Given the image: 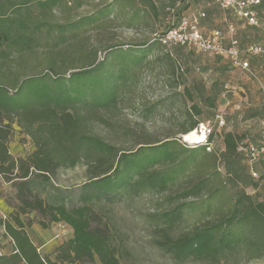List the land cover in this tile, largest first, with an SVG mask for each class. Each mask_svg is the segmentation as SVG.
<instances>
[{"label": "rangeland", "instance_id": "obj_1", "mask_svg": "<svg viewBox=\"0 0 264 264\" xmlns=\"http://www.w3.org/2000/svg\"><path fill=\"white\" fill-rule=\"evenodd\" d=\"M150 1L56 0L50 5L40 0H0V13L8 14L5 25L11 23L12 34L29 37L28 45L1 43L7 55L0 59V73L11 72L12 82L13 78L20 80L46 72L68 77L71 71L91 68L106 56L114 72L125 73L118 80L113 103L103 107L78 103L72 109L83 119L84 133L99 137L112 151L85 146L74 166L59 168L52 183L63 194L87 180L91 166L101 157L111 163L120 152L167 139L175 142L176 155L153 167L171 171L185 163L164 190L126 194L116 202L94 205L128 251L125 264H264V251L247 243L227 251L216 261L189 258L175 262L155 245L153 221L154 213L183 203L182 218L174 229L177 235L226 215L242 192L253 203L264 202V176H252V184L246 189L239 181L248 179L241 144L257 139L264 111V57L249 58L246 70L209 52L153 42L154 34L165 30L168 24L198 16L207 7L209 16L201 22L206 28L218 26L226 42L233 34L243 44L258 43L264 47V0L258 7V25H249L232 12L222 10L215 0H175L173 10L163 7L170 0H156V12L150 9ZM20 20L25 27L20 26ZM37 23L39 28L35 27ZM230 26L233 32L229 31ZM192 104L200 107V115L195 114ZM216 113L225 119L221 132L243 136L237 154L230 158L231 173L225 168L227 156L217 131ZM196 119L209 122L216 134L210 143H205L204 150L189 157L191 148L202 144L184 142L182 132ZM8 146L14 157H23L33 149L31 140L15 123ZM202 178H208L205 191L185 199L172 198ZM35 190L46 201H58L62 194L56 195L50 186L38 185ZM12 194L11 184L0 177V218H8L12 212L6 202ZM34 215L32 212L29 217ZM26 230L35 243L45 242L41 252L51 258L55 246L72 236L71 227L64 222L46 229L35 222ZM3 232L0 225V253L10 254L12 242Z\"/></svg>", "mask_w": 264, "mask_h": 264}, {"label": "trees", "instance_id": "obj_2", "mask_svg": "<svg viewBox=\"0 0 264 264\" xmlns=\"http://www.w3.org/2000/svg\"><path fill=\"white\" fill-rule=\"evenodd\" d=\"M40 1L53 5L56 0ZM165 5V9L173 10L176 1L170 0ZM259 5L254 6L257 18ZM149 7L156 12L157 1L151 0ZM202 13L204 16L199 18L200 27L201 22L209 16V9L204 7ZM7 17L8 14L0 13V59L7 55L1 43L28 45L29 41L28 35L12 34L11 23L5 25L9 21ZM180 21L168 24L165 30L153 36V42L160 43L159 35ZM18 22L21 27H25L23 20ZM39 26L38 23L35 25L36 28ZM223 41L228 43L224 35ZM238 45L244 47L248 44L238 40ZM107 60L106 56L91 68L71 71L68 77L46 72L25 76L20 80L13 78L12 82L11 72L0 73V177L9 182L13 189V194L6 199L13 210L8 218H0L3 236L11 240L12 251L10 254L0 253V264H125L128 251L94 205L99 202H116L126 194L162 191L174 180L176 170L184 167L185 163H180L171 171L153 169L177 153L175 142L167 139L149 146H139L134 151L120 152L111 163H108V158L101 157L91 166V175L87 180L65 194L52 183L59 168L72 167L80 160L85 146L108 153L112 151V147L99 137L84 133L83 119L72 110L78 103L103 107L115 101L119 89L118 80L125 73H119L118 70L114 72L110 60ZM225 60L229 63L228 59ZM119 68L126 70L124 67ZM52 69L50 67V71ZM191 107L196 115L201 114L202 110L197 104ZM14 123L27 135L33 146L23 157H14L9 152ZM199 123H202L199 119L193 120L182 133L191 132ZM222 128L217 127V131L224 146L223 153L227 156L225 168L231 173L233 163L230 158L237 154L243 136L232 131L221 132ZM215 134L211 126L206 142L191 148L189 157L199 149L204 150L205 143H210ZM259 135L260 128L257 139L250 142H257ZM247 143L241 144V147ZM242 159L248 179L239 181L246 189L248 187L245 186L252 184V175L247 168L244 151ZM259 165L262 171L257 169L258 176L263 177L264 163ZM215 173H218L216 169ZM207 180H197L175 193L172 198L185 199L202 193L208 187ZM38 185L50 186L56 195L62 194L58 201H46L36 192ZM183 211L184 204L178 203L153 214V221L156 222L154 243L175 262L181 263L189 258L216 261L242 243L264 251V202L253 203L244 192L236 198L226 215L176 235L174 229ZM32 212L34 218L29 217ZM35 222L45 229L59 222L71 227L72 236L55 246L53 258L38 251L29 237L26 229Z\"/></svg>", "mask_w": 264, "mask_h": 264}, {"label": "built area", "instance_id": "obj_3", "mask_svg": "<svg viewBox=\"0 0 264 264\" xmlns=\"http://www.w3.org/2000/svg\"><path fill=\"white\" fill-rule=\"evenodd\" d=\"M217 5L224 11L232 12L234 15L245 20L249 25H258L257 12L254 6L259 4L260 0H215ZM204 16V13H199L198 16L191 18H183L174 27L169 28L163 34L159 35L158 39L164 46L166 45H181L203 52H209L217 56H222L228 59L230 65L248 69L249 56L264 55V47L258 43H251L244 47L238 45V40L230 36L228 43L223 41L222 30L212 28L209 30L199 26V18ZM229 31L233 32L230 26ZM157 33L154 34L156 36ZM215 121L218 128L225 125V119L221 113L215 114ZM203 132V140L199 143L206 142L208 134L211 132L209 122L199 123L194 130ZM185 135H182L183 141ZM188 143V142H187ZM246 156V164L249 172L253 177L258 176V171L255 166L264 163V112L260 120V135L257 142H249L241 147Z\"/></svg>", "mask_w": 264, "mask_h": 264}, {"label": "bare ground", "instance_id": "obj_4", "mask_svg": "<svg viewBox=\"0 0 264 264\" xmlns=\"http://www.w3.org/2000/svg\"><path fill=\"white\" fill-rule=\"evenodd\" d=\"M184 140L188 143H199L203 140V132H200L198 129L197 130H192L189 133L184 134Z\"/></svg>", "mask_w": 264, "mask_h": 264}, {"label": "crops", "instance_id": "obj_5", "mask_svg": "<svg viewBox=\"0 0 264 264\" xmlns=\"http://www.w3.org/2000/svg\"><path fill=\"white\" fill-rule=\"evenodd\" d=\"M201 27L203 28V29H206V30H209V29H211V28H206L204 25H202L201 24ZM29 235V234H28ZM30 237V236H29ZM54 238V237H53ZM52 238V239H53ZM32 242L36 245V247H37V249H38V251H40L41 252V250H42V247L44 246V245H46L45 244V242H42V243H35L33 240H32ZM42 253V252H41Z\"/></svg>", "mask_w": 264, "mask_h": 264}]
</instances>
